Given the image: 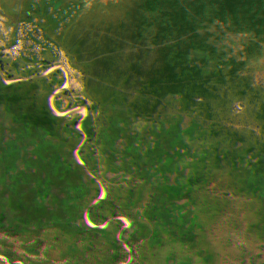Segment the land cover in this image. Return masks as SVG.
Masks as SVG:
<instances>
[{
  "label": "trees",
  "instance_id": "obj_1",
  "mask_svg": "<svg viewBox=\"0 0 264 264\" xmlns=\"http://www.w3.org/2000/svg\"><path fill=\"white\" fill-rule=\"evenodd\" d=\"M47 161L60 194L154 226L220 212L202 253L264 264V0H0V194Z\"/></svg>",
  "mask_w": 264,
  "mask_h": 264
},
{
  "label": "rangeland",
  "instance_id": "obj_2",
  "mask_svg": "<svg viewBox=\"0 0 264 264\" xmlns=\"http://www.w3.org/2000/svg\"><path fill=\"white\" fill-rule=\"evenodd\" d=\"M134 27L131 17L110 11L105 18L104 40L119 42L132 34ZM49 114L56 117V112ZM66 145L71 147L73 143ZM43 164L40 171L25 179L12 180L14 192L21 190V194H0V217L5 219L0 224V264H10L6 257L12 255L15 245H20L16 251L21 257L13 264H126L135 255L140 257L138 264L248 262L241 252L231 250L228 254L218 243L207 250L208 255L202 253L206 250L205 243H200L203 229L218 221L222 217L220 212L210 215L197 208L174 211L164 225L154 226L147 214L128 206L114 210L94 205L96 200L82 197L78 189L69 195L60 194L58 164ZM86 200L89 204H83ZM216 229L222 232V228L215 227L214 235L219 239L222 233H216Z\"/></svg>",
  "mask_w": 264,
  "mask_h": 264
}]
</instances>
